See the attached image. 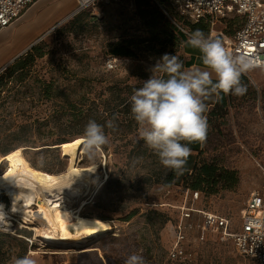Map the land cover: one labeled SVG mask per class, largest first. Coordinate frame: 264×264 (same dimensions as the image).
Wrapping results in <instances>:
<instances>
[{
  "label": "rangeland",
  "instance_id": "1",
  "mask_svg": "<svg viewBox=\"0 0 264 264\" xmlns=\"http://www.w3.org/2000/svg\"><path fill=\"white\" fill-rule=\"evenodd\" d=\"M150 1L151 7L145 8L138 0H100L78 13L77 0H39L31 18L5 33L0 61L6 55L7 59L0 73L32 46L43 55L26 70L22 81L16 78L11 91L0 97V160L21 148L27 165L42 174L64 172L79 160L81 166L99 162L103 165L100 174L105 171L106 178H94L92 190L76 214L105 218L102 220L109 226L82 249L36 239L32 227L18 217L12 216L15 221L0 220L6 227L0 226V264H14L16 258L25 255L37 264H108V259L125 261L132 254L142 255L145 264H172L168 251L180 207L189 204L214 211L239 224L250 193L261 188L264 76L259 70L242 74L246 81L241 82L247 86L243 96L225 94V106L213 108L206 116L208 130L200 162L213 164L224 177L214 186H203L195 202L183 186L163 185L171 170L140 138L135 120L131 127L121 122L133 117L130 100L116 108L115 101L105 103L118 95L112 90L122 91L124 96L128 87H142L151 74L164 76L155 70L151 73L164 54L176 56L185 70L181 43L173 38L177 34L154 7L186 32L188 20L178 15L170 2L162 5ZM240 19L234 16L210 25L208 36L220 31L232 36L241 25ZM116 45L128 47L135 56L113 55ZM113 58L118 65L109 70L106 64ZM89 113L100 124L115 117V128L105 127L108 143L95 155H89L83 146L85 125L81 120ZM62 140L70 141L58 145L59 149H48ZM9 164L8 159L3 160L0 172ZM0 201L9 204L6 195H0ZM190 239L195 250L190 264H257L241 256L231 241L222 240L217 233L195 232Z\"/></svg>",
  "mask_w": 264,
  "mask_h": 264
},
{
  "label": "clouds",
  "instance_id": "2",
  "mask_svg": "<svg viewBox=\"0 0 264 264\" xmlns=\"http://www.w3.org/2000/svg\"><path fill=\"white\" fill-rule=\"evenodd\" d=\"M188 45L201 53L202 64L211 71L184 70L174 55L164 54L151 69L166 76L151 74L143 86L130 96L131 113L140 126L139 136L159 157L160 163L177 175L191 153L190 143L203 142L208 123L204 100L220 92L243 96L247 86L241 82L243 73L253 64L244 56H233L218 38H211L202 30H195ZM212 73L216 81L213 82ZM114 119L106 124L90 119L84 128L83 139L89 155L108 143L105 127L114 129ZM187 141L188 143H182ZM14 264H37L29 255L16 258ZM125 264H145L142 255H129Z\"/></svg>",
  "mask_w": 264,
  "mask_h": 264
},
{
  "label": "built area",
  "instance_id": "3",
  "mask_svg": "<svg viewBox=\"0 0 264 264\" xmlns=\"http://www.w3.org/2000/svg\"><path fill=\"white\" fill-rule=\"evenodd\" d=\"M35 1L0 0V31L13 25ZM98 1L77 0V12L94 6ZM172 4L181 17L192 22L206 21L212 27L220 20L240 17L241 25L232 36L227 37L220 31L210 37L220 39L233 56L247 58L253 64L251 69L259 70L264 76V0H172ZM117 65V59L113 58L107 61L106 67L114 70ZM185 190L190 193L192 202L201 196L200 191ZM180 208L168 260L192 261L195 250L190 246L191 235L211 231L219 234L222 240L231 241L241 256L264 264V182L258 191L250 193L241 211L239 224L232 223L228 217L217 212L196 209L193 205L185 204ZM0 226L5 227L1 223Z\"/></svg>",
  "mask_w": 264,
  "mask_h": 264
},
{
  "label": "bare ground",
  "instance_id": "4",
  "mask_svg": "<svg viewBox=\"0 0 264 264\" xmlns=\"http://www.w3.org/2000/svg\"><path fill=\"white\" fill-rule=\"evenodd\" d=\"M5 159L10 164L0 172V195H6L9 204L0 201V220L18 217L32 227L36 239L78 247L108 230V221L76 214V208L90 194L94 178H106L105 171L100 174L103 165L99 162L81 166L79 160L64 172L42 174L27 165L21 148L4 156L0 167Z\"/></svg>",
  "mask_w": 264,
  "mask_h": 264
},
{
  "label": "trees",
  "instance_id": "5",
  "mask_svg": "<svg viewBox=\"0 0 264 264\" xmlns=\"http://www.w3.org/2000/svg\"><path fill=\"white\" fill-rule=\"evenodd\" d=\"M157 2H158V4H162V5H166L170 2V4L173 7L172 0H157ZM138 4L140 6H144L145 8L151 7V1L150 0H138ZM154 9H155V12L158 15H160V17L164 20L165 24L168 25L170 28H172V32L173 33L176 32L177 35H174L173 38L178 40L179 43H181V47H182V44L185 41V38L187 37V33L182 32L180 29L182 27L173 24L169 19H167V17L164 15V13H162L157 7H154ZM173 9H174V7H173ZM83 11L84 10H82L78 13H81ZM185 25L189 28V32H188L189 34H192L197 29L202 30L206 35L209 34L210 24L206 21L192 22V21L188 20V22ZM112 54L115 56L127 57V58H132L135 56L134 52L131 49H129L128 47H125L124 45H116L113 48ZM42 55L43 54L38 47L32 46L30 52L25 53L24 55H20L17 58H15L14 61L10 64V66L7 67L3 72L0 73V97L2 96L3 92L11 91V89H12L11 84H13V82L16 78L20 79V81H22L24 78L22 75H24L26 70H30L32 68V66L34 65L36 59L39 57H42ZM186 65H187V63H186L185 58H184V66H186ZM164 76H166V74ZM241 80L246 81V78L241 76ZM138 88H139V86L128 87L129 91L124 96L120 93L122 91H119L117 93V92H114V90H112L111 92L113 93V95H115V94H118V95H115L116 97L111 98L109 100L105 99L106 100L105 103L110 104V101H111V103L115 101L116 103L114 104L113 108H116L117 106L124 105L128 101V99L130 98V96L133 94V92ZM119 90H122V89H119ZM225 104H226V96H225V93H222L214 108L218 107L219 109H222L225 106ZM211 110H214V109H211ZM211 110L207 113V115L210 112H213ZM127 113H129V111ZM96 115H97V113H96ZM113 116L114 115L112 114L111 117H113ZM90 119L96 120V118H92V113L85 115V117H83L81 121L83 122L84 125H86ZM134 120L135 119L133 117L132 118H125V119L122 118L121 122L126 123L128 127H131L133 125ZM96 121H97V123H100V122H98V120H96ZM79 137H82V136H79ZM69 141H63V140L59 141V143L52 144V148H48V149H59L58 145L65 143V142H69ZM182 143H188V142L182 141ZM188 146L191 148V151H197L199 154L202 150L200 148L199 142L190 143V144H188ZM13 150H10V151H13ZM10 151L6 152L5 154L9 153ZM5 154H3V155H5ZM32 165L34 167L38 168L34 164H32ZM39 169H41V168H39ZM223 177L224 176L219 173L217 167H215L213 164L206 163V162L201 163L199 155L196 158H194L192 155H189V157L186 160V163L183 166L182 173L177 175L173 170H171L166 175L165 179L163 180V185H165V186H171V185L180 186L181 185L187 190L200 191L202 194L203 186H207V187L214 186L220 180V178L223 179ZM211 193H212V191H211ZM102 219H105V218H102ZM174 238H175V232H174ZM2 254H3L2 253V246H0V262L2 260V256H3ZM170 262L172 264H190L191 263V261L190 262L170 261ZM124 263H125V261L108 259V264H124Z\"/></svg>",
  "mask_w": 264,
  "mask_h": 264
},
{
  "label": "crops",
  "instance_id": "6",
  "mask_svg": "<svg viewBox=\"0 0 264 264\" xmlns=\"http://www.w3.org/2000/svg\"><path fill=\"white\" fill-rule=\"evenodd\" d=\"M38 1L39 0L35 1L34 4H32L13 25L0 31V44L4 42V39H5L4 37H5L6 32H13L18 25H21L22 23L25 22V20L31 18L35 14V11L33 10V8L35 4L38 3ZM189 37L190 36L187 34V37L185 38V41L182 44V52H183L185 61L187 63V65L185 66V70H194L196 68H199L201 70L211 71L210 69H207L202 64L200 51L188 45L187 41ZM6 59H7V55H6V58L5 57L3 58L2 62L0 61V68L4 65ZM251 70H257V69H251ZM212 79H213V82L216 81L215 73H212ZM222 93L223 92H220L219 96H217L214 93L204 100L205 104L207 105V111L204 113L205 116H207V113L215 107ZM199 145H200V148L202 149V142H199ZM190 155L196 158L199 155V153L197 151H191Z\"/></svg>",
  "mask_w": 264,
  "mask_h": 264
},
{
  "label": "water",
  "instance_id": "7",
  "mask_svg": "<svg viewBox=\"0 0 264 264\" xmlns=\"http://www.w3.org/2000/svg\"><path fill=\"white\" fill-rule=\"evenodd\" d=\"M83 146H84V144H83ZM86 246H87V244L83 245V246L80 247V248L84 249ZM63 247H65V246H63ZM77 247H78V246H77Z\"/></svg>",
  "mask_w": 264,
  "mask_h": 264
}]
</instances>
